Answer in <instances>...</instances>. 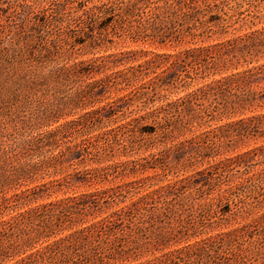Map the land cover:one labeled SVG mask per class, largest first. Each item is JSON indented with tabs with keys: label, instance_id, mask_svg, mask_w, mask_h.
<instances>
[{
	"label": "rangeland",
	"instance_id": "obj_1",
	"mask_svg": "<svg viewBox=\"0 0 264 264\" xmlns=\"http://www.w3.org/2000/svg\"><path fill=\"white\" fill-rule=\"evenodd\" d=\"M92 1L101 4L99 0ZM173 1L139 0V4L149 6V10L155 2L156 7ZM200 1L201 9L208 10L207 19L216 15L230 25L221 40L264 31V0H215L211 11L205 6L209 0ZM3 3L0 30L13 20L25 27L16 17L17 5L26 4L34 14L41 11L51 16L52 8L61 4L64 14L60 16L64 21L56 34L67 29L69 34L63 36L66 42L58 53L40 63L34 59L37 48L34 42V48L28 46L29 53L13 52L14 47L7 45L9 54L0 58V226L25 212L67 203L74 198L82 201L80 207L85 203L94 208L84 224L45 239L41 246L45 247L80 226L110 217L112 212L141 196L170 190L186 178L194 179L198 172H207L220 161L239 155H245L242 166L229 168L224 177L231 182L233 198L242 202V217L217 223L218 216L212 219L206 216L199 221L197 230L182 233L165 247L152 248L139 258L131 256L116 264H147L148 260L165 253L240 230L264 214L263 123L260 130L234 137L231 143L222 138L226 145H222L220 155L191 158L199 152L210 153L207 147L218 144L221 132L227 129L218 127L264 117V107L222 121L213 120L205 110L201 113L205 118L201 120L195 117L202 108L197 103L193 108L195 113L188 116L193 119L191 124L179 130L172 126L162 128L174 118L164 109L224 77L264 68V46L230 70L209 77H188L202 70L197 65L193 68L187 65L186 70L192 73H180L179 78L172 76L169 69L170 77L165 75L156 86L154 78L178 57L206 47L213 40L197 44L186 40L155 41L153 33L138 32L136 22L134 28L128 29L131 33L121 34L118 30L114 35L111 32L93 48L97 45H90L88 39L85 45L71 40L75 34L70 31L74 24L72 17L79 7L74 0H5ZM243 53L246 55L247 51ZM149 64L158 69L149 71ZM60 68L70 73L56 72ZM254 84V89L262 92L263 104L264 75ZM67 148L72 149L71 154L61 156ZM103 192H107L105 197L92 196ZM112 194L117 198L114 203L110 201ZM219 197L218 193L211 196L212 199ZM213 209L214 213L218 211L216 206ZM18 233L13 237L0 235V248L7 246ZM245 248L246 245L235 258V264H264L263 229L262 255L258 251L246 253ZM34 251L6 259L0 257V264H15Z\"/></svg>",
	"mask_w": 264,
	"mask_h": 264
},
{
	"label": "trees",
	"instance_id": "obj_2",
	"mask_svg": "<svg viewBox=\"0 0 264 264\" xmlns=\"http://www.w3.org/2000/svg\"><path fill=\"white\" fill-rule=\"evenodd\" d=\"M4 1L0 0V5ZM74 1L79 3V7L72 17L74 24L70 31L75 33L71 40L74 39L78 44L85 45L88 39L90 45H97L93 47L96 48L111 32L114 35L118 34V30L121 34L127 31L131 33L129 30L134 28L136 22L138 26L135 28L138 32L153 33L151 36L155 41L186 40L197 44L213 40L206 47L196 48L178 57L166 71L154 78L153 84L156 86L165 75L170 77L167 73L169 69L172 76L179 78L180 73L186 72L188 75L190 72L186 70L187 65L192 68L197 65L202 70H196L195 73L191 71L192 74L188 77H209L210 74L216 75L230 70L248 55L258 53L264 46V31L233 40H221L230 25L225 20L221 22V18L216 15L207 19L208 10L201 9L200 0H174L172 3L167 2L165 6L156 7L155 2L149 10V6L140 5L139 0H99L101 4L92 0ZM215 2L206 1L205 6L211 11V5ZM14 4L9 2L11 6ZM60 5L52 8L51 16L41 11L34 14L26 4L17 5L19 11L16 17L26 28L13 20L4 30H0V58L9 54L10 50L5 47L7 45L14 47L13 52L26 50L29 53L31 50L28 46L34 48L33 42L37 46L34 51L37 63L58 53L62 43L66 42L63 36L69 34L68 29L56 34L64 21L60 16L64 14ZM0 11H4L1 6ZM146 13L147 18L143 20ZM243 50L247 51L246 55ZM147 69L156 71L158 68L149 64ZM56 72L66 75L70 73L64 68L57 69ZM262 74L264 75V68L245 71L201 88L182 102L164 109L166 113L173 114L174 118L163 124L162 128L169 129L168 126H172L179 130L191 124L193 119L188 116L195 113L193 108L197 103L202 108L195 117H200L201 120L205 118L201 114L205 110L211 113L213 120L222 121L236 114L253 112L264 107L260 100L262 92L254 89L256 79ZM110 108L113 109L112 106ZM262 123L264 124V117L257 116L247 121L220 126V130L227 129L221 132L218 144L207 147L211 152H199L191 158L204 159L220 155L222 145H226L227 139V143H231L234 137H243L250 131L256 132L262 128ZM71 152L72 149L67 148V152L61 156L66 157ZM244 156L220 161L213 169L198 172L194 179L186 178L178 186L173 185L170 190H157L141 196L130 205L112 212L110 217L89 226H80L45 247H41L45 239L84 224L94 208L85 203L80 207L82 201L74 198L67 203L49 204L20 214L0 226V235L8 234L13 237L19 232L7 246L0 248V257L6 259L35 250L15 264H116L131 256L139 258L152 248L158 250L159 247H165L182 233L197 230L199 221L206 216L211 219L218 216L217 223L242 217V202L233 198L231 182L226 180L224 174L231 167L242 166ZM215 193L220 197L212 199L211 196ZM106 194L107 192H103L92 196L96 199L97 196L101 198ZM115 197V194L110 196L112 203L117 200ZM215 206L218 211L214 213ZM262 229L264 234V214H259L240 230L165 253L148 260L147 264H235V258L242 253L244 245L246 253L258 251L262 255Z\"/></svg>",
	"mask_w": 264,
	"mask_h": 264
}]
</instances>
